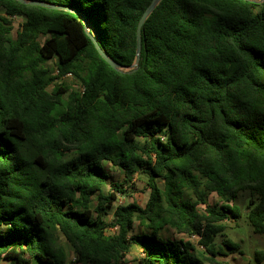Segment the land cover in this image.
I'll list each match as a JSON object with an SVG mask.
<instances>
[{
	"label": "trees",
	"instance_id": "1",
	"mask_svg": "<svg viewBox=\"0 0 264 264\" xmlns=\"http://www.w3.org/2000/svg\"><path fill=\"white\" fill-rule=\"evenodd\" d=\"M30 1L74 9L129 67L151 0ZM76 13L0 0V262L126 264L136 246L138 264H221L241 252L221 223L239 198L264 236V1L161 0L127 72ZM67 73L81 92L57 81ZM141 174L145 205L115 204Z\"/></svg>",
	"mask_w": 264,
	"mask_h": 264
},
{
	"label": "rangeland",
	"instance_id": "2",
	"mask_svg": "<svg viewBox=\"0 0 264 264\" xmlns=\"http://www.w3.org/2000/svg\"><path fill=\"white\" fill-rule=\"evenodd\" d=\"M21 22L20 19L13 21V29L10 33V36H14L16 33V30L19 26V23ZM47 67L50 71V73H55V62L54 60H51L47 63ZM58 82L64 81L67 85H69L72 88H77L76 85L78 82L73 79L72 77H63ZM105 170L109 173V180L107 182H114L117 180L122 179L121 173L112 165L105 163L104 164ZM129 184H127V193L125 195L118 194L117 199L115 201V204L121 201V203L125 202H135L141 207L145 205V202L148 197L149 189L145 186V176L141 174V177H135L132 180V187L129 188ZM111 189V186L108 184L106 185V188L104 191H108ZM129 194V195H128ZM208 202L210 205L217 204L220 205L222 202L217 197L216 194L210 193L208 197ZM237 204L241 207L242 214L238 219H225L221 221V223L224 225V234L225 236L229 237L234 242H237L240 246L241 252H229L226 256H217L216 260L219 261L221 264H246L248 260H251L253 258V251L256 249H264V236L255 234L251 231L249 225H247L245 217H244V208H243V200L241 198L236 200ZM200 211L204 210V206L200 205L198 207ZM110 215L106 216V220L110 221ZM139 229H143V227H140L137 223V221L134 222L132 233H135L139 231ZM175 237L188 239L191 242L195 243L197 242L198 237L194 235V237L187 236L185 234H177L174 233ZM222 237H217L216 242L220 243ZM64 244V242L62 241ZM197 245V244H196ZM199 247V245H198ZM201 248V246H200ZM136 246L131 247L129 252L125 256L126 264H138V260L141 256L139 250ZM1 264H8L6 262H3ZM67 264H76L73 263V256L72 253L68 251V258H67Z\"/></svg>",
	"mask_w": 264,
	"mask_h": 264
},
{
	"label": "water",
	"instance_id": "3",
	"mask_svg": "<svg viewBox=\"0 0 264 264\" xmlns=\"http://www.w3.org/2000/svg\"><path fill=\"white\" fill-rule=\"evenodd\" d=\"M18 2L21 3H29L32 5H38V6H43V7H47V8H51V9H63V10H68V11H72L74 13H76V11H74V9H69L66 8L64 6H55V5H51V4H47V3H43V2H39V1H30V0H16ZM161 0H151L150 3L146 6V8L144 9V11L142 12L138 22H137V26H136V46H135V56H134V60L132 62V64L129 67H124V66H120L118 65L114 60H112L111 58H109L100 48L97 40L95 39V37H93L91 35V33L88 31V21L86 20V18L82 15H80L79 13H76L84 22V30L86 32V34L89 36L90 40L92 41L95 49L97 50L98 54L101 56V58L109 65L111 66L113 69L118 70L120 72H127L131 67L136 66V64L138 63L139 60V53H140V47H141V40H140V33H141V26L143 25L144 21L146 20V18L150 15V13L153 11V9L155 8V6L160 2ZM249 1V0H246ZM251 1H256V2H262L264 0H251ZM134 70V69H133Z\"/></svg>",
	"mask_w": 264,
	"mask_h": 264
},
{
	"label": "built area",
	"instance_id": "4",
	"mask_svg": "<svg viewBox=\"0 0 264 264\" xmlns=\"http://www.w3.org/2000/svg\"><path fill=\"white\" fill-rule=\"evenodd\" d=\"M10 18H11L12 21H15V20L20 19L19 17L15 16V15L11 16ZM20 20H21V19H20ZM55 73H56V71H55ZM63 77H67V78H68V77H72V78L74 79V77L72 76L71 73H67V74H65V76H63ZM63 77H62V78H63ZM76 87H77L78 90H80V92H81L82 89H83L82 86H81L79 83L76 85ZM117 204H121V201L119 200V202H118ZM191 236L194 237V235H191ZM191 236H190V237H191Z\"/></svg>",
	"mask_w": 264,
	"mask_h": 264
},
{
	"label": "crops",
	"instance_id": "5",
	"mask_svg": "<svg viewBox=\"0 0 264 264\" xmlns=\"http://www.w3.org/2000/svg\"><path fill=\"white\" fill-rule=\"evenodd\" d=\"M132 248H133V247H132ZM138 250H139V249H138ZM3 262H6V261H1L0 264L3 263ZM6 263H8V262H6Z\"/></svg>",
	"mask_w": 264,
	"mask_h": 264
}]
</instances>
